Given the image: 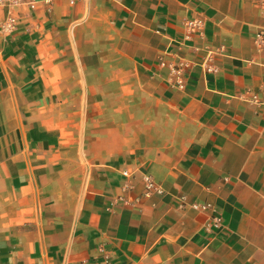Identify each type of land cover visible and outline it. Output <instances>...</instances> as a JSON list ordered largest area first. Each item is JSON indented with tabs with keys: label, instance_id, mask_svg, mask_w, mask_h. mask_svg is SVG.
<instances>
[{
	"label": "crops",
	"instance_id": "crops-1",
	"mask_svg": "<svg viewBox=\"0 0 264 264\" xmlns=\"http://www.w3.org/2000/svg\"><path fill=\"white\" fill-rule=\"evenodd\" d=\"M107 262L264 264V0L0 5V264Z\"/></svg>",
	"mask_w": 264,
	"mask_h": 264
},
{
	"label": "built area",
	"instance_id": "built-area-1",
	"mask_svg": "<svg viewBox=\"0 0 264 264\" xmlns=\"http://www.w3.org/2000/svg\"><path fill=\"white\" fill-rule=\"evenodd\" d=\"M35 2L36 0H0V5L8 8H16L21 6H27L29 9L35 8ZM16 17H10L9 22L10 25L14 24L16 21ZM203 27V20L201 18L195 17L194 19L188 21V35L187 38L194 35L196 32H201V29ZM162 65H165V62H161ZM176 69V68H175ZM177 70V69H176ZM179 75L181 74L178 73ZM182 78V77H181ZM178 85L183 86V81L179 80ZM256 100V96H254V101ZM122 174L126 177V180L124 181L122 187L125 191L133 189L132 181L131 179L134 177L133 173H131L128 169L123 170ZM142 181H143V193L146 196H150L154 193H162V188L156 183V180L154 179L153 175L147 171H144L141 175ZM194 207L206 209V208H212L211 204L204 203V204H194ZM212 221L214 224L219 226L221 224V217L219 215H214L212 218ZM107 264H109L107 262Z\"/></svg>",
	"mask_w": 264,
	"mask_h": 264
}]
</instances>
